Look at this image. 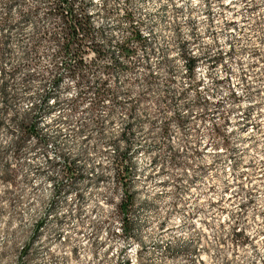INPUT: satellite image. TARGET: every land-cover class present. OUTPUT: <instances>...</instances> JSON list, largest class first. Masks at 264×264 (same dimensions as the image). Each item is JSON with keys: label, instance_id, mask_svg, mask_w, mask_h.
I'll list each match as a JSON object with an SVG mask.
<instances>
[{"label": "rangeland", "instance_id": "374dc122", "mask_svg": "<svg viewBox=\"0 0 264 264\" xmlns=\"http://www.w3.org/2000/svg\"><path fill=\"white\" fill-rule=\"evenodd\" d=\"M123 8L0 0V264H264V0L189 66Z\"/></svg>", "mask_w": 264, "mask_h": 264}, {"label": "built area", "instance_id": "2783aa9c", "mask_svg": "<svg viewBox=\"0 0 264 264\" xmlns=\"http://www.w3.org/2000/svg\"><path fill=\"white\" fill-rule=\"evenodd\" d=\"M121 1L124 6L121 25L130 27L134 35H147V24H156L159 30L166 26L170 34H175L174 25L180 22L183 29L177 42L183 46L181 55L189 66L201 59L211 60L217 53V30L223 21L230 19L229 10L239 0H163L156 12L147 7V0Z\"/></svg>", "mask_w": 264, "mask_h": 264}, {"label": "trees", "instance_id": "16d2710c", "mask_svg": "<svg viewBox=\"0 0 264 264\" xmlns=\"http://www.w3.org/2000/svg\"><path fill=\"white\" fill-rule=\"evenodd\" d=\"M65 3H67V0H63Z\"/></svg>", "mask_w": 264, "mask_h": 264}]
</instances>
